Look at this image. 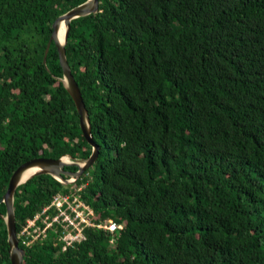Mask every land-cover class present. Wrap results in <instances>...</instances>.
<instances>
[{
  "label": "trees",
  "instance_id": "16d2710c",
  "mask_svg": "<svg viewBox=\"0 0 264 264\" xmlns=\"http://www.w3.org/2000/svg\"><path fill=\"white\" fill-rule=\"evenodd\" d=\"M87 1L0 0V200L22 164L92 154L54 44L43 64L53 23ZM99 3L65 47L100 147L78 184L123 229L64 252L51 232L19 240L21 264H264V0ZM64 191L46 174L20 185L17 233Z\"/></svg>",
  "mask_w": 264,
  "mask_h": 264
},
{
  "label": "water",
  "instance_id": "95a60500",
  "mask_svg": "<svg viewBox=\"0 0 264 264\" xmlns=\"http://www.w3.org/2000/svg\"><path fill=\"white\" fill-rule=\"evenodd\" d=\"M98 13H100L99 0H88L83 5H80L70 10L65 15L58 18L52 25V34L48 40L49 42L47 44V48L43 59V64L45 67H47L48 54L52 44H54L59 55L60 66L64 74L63 83L65 84V87L76 107L83 137L86 140V142L92 147V154L85 161H78L73 159L75 162H71V163H65L62 161L61 158L60 159L36 158L22 164L14 172V174L10 179L6 194L0 200V204L4 203L7 209V215L4 220L7 225L8 243L11 249L9 250L10 264H21L23 261V257L25 255V252L19 248L16 217L14 212V195L17 188L20 185L26 183L31 178L38 175L46 174V175H51L53 177H59L62 178L63 181L65 182H68V180L64 178L65 176L75 177L79 179L95 164V162L99 158L100 147L93 139L89 114L84 104L81 90L75 78L73 77L70 67L68 65L66 59V51H65V47L68 42L69 32L71 29V22L81 18H86L91 15H96ZM62 21H64L65 24L67 25L64 45L60 44L58 38V32H59L58 27ZM80 162H82V166ZM67 166H75L78 168V170L77 172L74 173L67 172L64 170V168ZM31 169H36L37 171L34 172V174H32L29 178L24 180L25 173Z\"/></svg>",
  "mask_w": 264,
  "mask_h": 264
},
{
  "label": "built area",
  "instance_id": "2783aa9c",
  "mask_svg": "<svg viewBox=\"0 0 264 264\" xmlns=\"http://www.w3.org/2000/svg\"><path fill=\"white\" fill-rule=\"evenodd\" d=\"M66 158L71 161L69 156L61 159L64 162ZM54 178L65 187V191L57 193L48 206L38 212L33 219L27 221L26 226L18 234L22 245L30 247L37 242L44 241L51 232L55 236V244H60L63 252L77 249L78 245L86 240L85 231L88 229L108 233L110 235L109 245H114L123 226L111 218L103 221L96 220L95 211L83 198L85 184H78L82 177L79 179L69 177L68 182L59 177Z\"/></svg>",
  "mask_w": 264,
  "mask_h": 264
},
{
  "label": "bare ground",
  "instance_id": "6f19581e",
  "mask_svg": "<svg viewBox=\"0 0 264 264\" xmlns=\"http://www.w3.org/2000/svg\"><path fill=\"white\" fill-rule=\"evenodd\" d=\"M58 38H59V42L61 45H64L65 43V35H66V31H67V25L65 24L64 21H62L58 27ZM64 162L66 163H71L72 161H68V158H66L64 160ZM37 170L36 169H31L29 171H27L25 173V178L24 180H26L27 178H29L32 174H34V172H36Z\"/></svg>",
  "mask_w": 264,
  "mask_h": 264
},
{
  "label": "rangeland",
  "instance_id": "374dc122",
  "mask_svg": "<svg viewBox=\"0 0 264 264\" xmlns=\"http://www.w3.org/2000/svg\"><path fill=\"white\" fill-rule=\"evenodd\" d=\"M73 159H74V158L71 159L72 162H75L74 160H77V159H74V160H73ZM80 164H82V162H80Z\"/></svg>",
  "mask_w": 264,
  "mask_h": 264
}]
</instances>
